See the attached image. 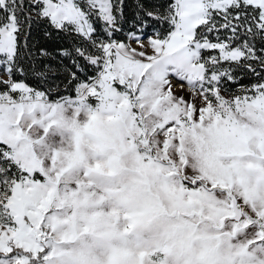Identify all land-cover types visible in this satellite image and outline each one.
Listing matches in <instances>:
<instances>
[{
	"label": "snow or ice",
	"instance_id": "obj_1",
	"mask_svg": "<svg viewBox=\"0 0 264 264\" xmlns=\"http://www.w3.org/2000/svg\"><path fill=\"white\" fill-rule=\"evenodd\" d=\"M0 264H264V0H0Z\"/></svg>",
	"mask_w": 264,
	"mask_h": 264
}]
</instances>
